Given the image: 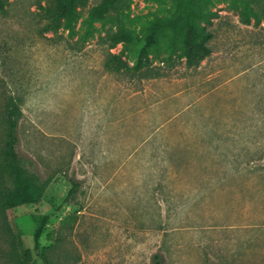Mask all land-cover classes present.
Wrapping results in <instances>:
<instances>
[{"label":"rangeland","instance_id":"rangeland-1","mask_svg":"<svg viewBox=\"0 0 264 264\" xmlns=\"http://www.w3.org/2000/svg\"><path fill=\"white\" fill-rule=\"evenodd\" d=\"M10 1L0 154L8 92L23 163L51 182L0 211V264H264V0H196L212 54L187 65L181 18L148 47L143 78L118 63L135 64L183 0H119L93 24L102 0L59 23L49 0ZM35 213L50 217L39 246Z\"/></svg>","mask_w":264,"mask_h":264},{"label":"trees","instance_id":"trees-1","mask_svg":"<svg viewBox=\"0 0 264 264\" xmlns=\"http://www.w3.org/2000/svg\"><path fill=\"white\" fill-rule=\"evenodd\" d=\"M88 0H49L48 5H41L46 15L52 21L59 23L64 18H70L75 14L78 6ZM119 0H102V2L90 14V23L100 19L118 6ZM10 0H0V13L7 14L10 10ZM205 17L202 6L196 0H183L180 16L162 19L156 23L146 37V45L140 50L135 64H119L117 68L124 67L132 75L150 77L152 67L148 57V47L157 42L158 32L167 28L177 29L181 18L184 20V53L186 63L189 67H197L210 56L213 48L209 41L213 33L202 31L198 22ZM54 28L51 23L45 27ZM115 56V55H114ZM118 59V57L116 56ZM120 61H122L120 59ZM23 110L20 98L12 93H6L5 109L2 114V122L5 127L6 141L0 154V211L3 208H17L23 205H34L44 195L51 179H42L38 174L31 172L23 163L22 157L17 149L19 142L18 128ZM78 189V182L74 181L71 193ZM36 221L35 241L40 245V238L49 220L48 214L35 213ZM157 263L163 264L161 256H156Z\"/></svg>","mask_w":264,"mask_h":264}]
</instances>
